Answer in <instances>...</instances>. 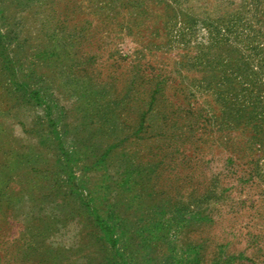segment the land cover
Instances as JSON below:
<instances>
[{"label": "rangeland", "instance_id": "obj_1", "mask_svg": "<svg viewBox=\"0 0 264 264\" xmlns=\"http://www.w3.org/2000/svg\"><path fill=\"white\" fill-rule=\"evenodd\" d=\"M201 243L264 264V0H0V264Z\"/></svg>", "mask_w": 264, "mask_h": 264}, {"label": "trees", "instance_id": "obj_2", "mask_svg": "<svg viewBox=\"0 0 264 264\" xmlns=\"http://www.w3.org/2000/svg\"><path fill=\"white\" fill-rule=\"evenodd\" d=\"M227 190L228 189H222L220 195H217L216 193L218 189L208 192L207 194L202 196L203 198L198 201L199 203H197L196 206H194V208L181 205V207H178L176 209V212H175L176 214L174 216V219H179L180 222L202 221V222L208 223V222L214 221L215 219L213 217V214H207L205 211L208 210V207L211 206L210 205L211 203L220 199L221 196L226 198L227 196H225V194ZM124 220L125 219H123V222ZM138 221L142 223L143 219L140 218ZM164 224L165 222H163V220H160V223L158 224H156V222H150V224L149 223L143 224L141 226L142 230L140 232L138 230H135L134 235L139 236L141 238V241L145 242L148 238L146 236H148L151 230H156V226H159V225L163 226ZM202 247H203V244L201 243L191 248V251L187 257L186 264H231L230 259L224 260V259H221L220 256L216 257L215 255L212 257V259L209 262H206L204 259V255H202L201 253ZM222 248H224V245L220 246V250H222ZM143 249L144 251H146V249H148V246L144 245ZM137 250H139V254H140V249L138 248ZM240 255L244 256L243 254H240ZM145 256L148 257V258H144L145 262H148L149 264H183V260L182 259L179 260V258L175 255H170L168 257L161 258L158 262L157 260L155 261L154 257L150 256L149 251L146 253V255H144V257ZM250 263L256 264V259L254 260L251 259Z\"/></svg>", "mask_w": 264, "mask_h": 264}]
</instances>
